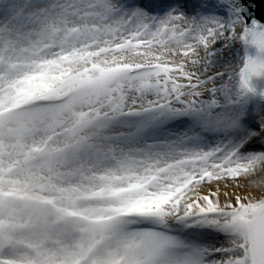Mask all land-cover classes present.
<instances>
[{"label": "snow or ice", "instance_id": "snow-or-ice-1", "mask_svg": "<svg viewBox=\"0 0 264 264\" xmlns=\"http://www.w3.org/2000/svg\"><path fill=\"white\" fill-rule=\"evenodd\" d=\"M257 0H0V264H264Z\"/></svg>", "mask_w": 264, "mask_h": 264}, {"label": "clouds", "instance_id": "clouds-1", "mask_svg": "<svg viewBox=\"0 0 264 264\" xmlns=\"http://www.w3.org/2000/svg\"><path fill=\"white\" fill-rule=\"evenodd\" d=\"M244 116L245 113L229 108L225 102L222 110L199 117L198 125L207 134L227 135L242 129L241 121ZM248 168L246 177L249 179V186L257 191H264V156L252 160Z\"/></svg>", "mask_w": 264, "mask_h": 264}, {"label": "bare ground", "instance_id": "bare-ground-1", "mask_svg": "<svg viewBox=\"0 0 264 264\" xmlns=\"http://www.w3.org/2000/svg\"><path fill=\"white\" fill-rule=\"evenodd\" d=\"M263 105H264V102L262 103V106ZM259 113L261 115H264V107H262V108L259 109ZM253 115H254V112L253 111H249V112L248 111H245V116H244V118L241 121L242 126H244V124L247 123L248 121H251V122H253L254 125H256V123H255V116H253Z\"/></svg>", "mask_w": 264, "mask_h": 264}, {"label": "rangeland", "instance_id": "rangeland-1", "mask_svg": "<svg viewBox=\"0 0 264 264\" xmlns=\"http://www.w3.org/2000/svg\"><path fill=\"white\" fill-rule=\"evenodd\" d=\"M263 106H261V107H259V106H257V105H255V106H247L246 108H245V110L247 111V110H251V111H253L254 112V116H255V118H256V110L258 109H260V108H262ZM246 127L247 128H255L256 127V125H254L253 124V122H250V121H248L247 123H246ZM243 127H245V124H244V126Z\"/></svg>", "mask_w": 264, "mask_h": 264}, {"label": "water", "instance_id": "water-1", "mask_svg": "<svg viewBox=\"0 0 264 264\" xmlns=\"http://www.w3.org/2000/svg\"><path fill=\"white\" fill-rule=\"evenodd\" d=\"M262 8H264V0H257V15L260 14Z\"/></svg>", "mask_w": 264, "mask_h": 264}]
</instances>
